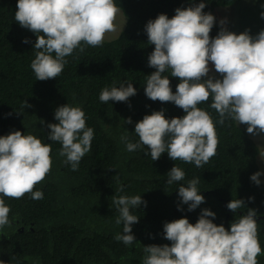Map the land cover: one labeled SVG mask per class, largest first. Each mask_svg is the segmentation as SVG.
Returning <instances> with one entry per match:
<instances>
[{"label":"trees","instance_id":"trees-1","mask_svg":"<svg viewBox=\"0 0 264 264\" xmlns=\"http://www.w3.org/2000/svg\"><path fill=\"white\" fill-rule=\"evenodd\" d=\"M241 0H204V12L233 6ZM201 0H115L126 17L125 28L103 46H84L66 57L67 64L56 79L36 80L31 63L36 34L22 28L14 19L18 0H0V136L13 131L34 135L42 143L52 145V168L45 180L34 190L44 198L34 200L31 194L21 199L3 197L10 206V227L0 230V261L4 264H143L144 246L170 245L164 239V224L186 217L195 224L202 209L216 214L213 222L230 229L234 220L257 210L258 237L264 250V182L257 186L250 177L260 172L259 146L247 133L246 125L225 120L208 102L198 105L216 123L219 144L216 155L203 167L194 163L173 161L167 153L157 161L151 159L146 147L129 152L122 135L138 143L135 124L154 111L165 110V117H183L184 111L172 102L152 101L145 95L147 76L156 69L148 66L154 45L148 44L145 25L160 14L172 18L177 8H187ZM221 26L214 24L210 37L215 38ZM25 38L29 43H23ZM55 54L53 53V56ZM169 76L172 91L180 82ZM132 83L137 90L127 102L102 103V89ZM31 107H22L23 103ZM78 106L86 116V125L94 130L92 150L86 154L77 171L59 156L62 145L48 140L50 123H58L55 110L63 105ZM19 113V114H18ZM131 117L132 123H124ZM43 120L44 123L39 121ZM261 157L259 156V159ZM176 165L185 172V179L167 183V173ZM199 178V194L205 203L193 211L182 204L178 188ZM124 186L122 192L117 189ZM140 195L147 205L132 214L139 222L132 226L136 241L132 245L117 242L123 224L113 196ZM254 197V201L248 198ZM242 199L247 208L233 213L227 204ZM180 206L183 211L178 210ZM209 219H212L209 217ZM264 264V254L257 257Z\"/></svg>","mask_w":264,"mask_h":264},{"label":"clouds","instance_id":"clouds-1","mask_svg":"<svg viewBox=\"0 0 264 264\" xmlns=\"http://www.w3.org/2000/svg\"><path fill=\"white\" fill-rule=\"evenodd\" d=\"M205 7L201 0L190 7L177 8L172 18L160 14L145 25L148 44L154 45L148 66L156 69L147 76L145 95L152 101L172 102L185 115L168 119L163 109L145 115L135 124L138 143L130 142L127 135L121 136L127 151L143 146L153 161L167 153L173 161L203 167L216 155L219 144L217 122L198 107L210 98V107L218 113L219 124L230 119L238 126L246 125L247 133L253 136L264 133V30L255 37L249 30L236 34L224 27L226 20L222 19L218 35L212 38L210 32L216 21L213 14L203 11ZM120 12L115 0H18L15 21L37 37L33 48L37 51L31 63L36 80L56 79L67 64L65 58L74 50L83 52L85 45L103 46L106 34L117 31ZM23 43H29L28 39ZM209 63L222 79L209 76ZM168 70L171 77L180 81L175 93L169 76L163 75ZM126 84V87L121 84L102 89L99 100L127 102L137 90L132 83ZM22 107L31 105L26 100ZM54 118L58 123L47 125L50 129L47 138L62 145L59 156L65 157L64 163L77 171L82 158L92 150L94 130L87 127L85 112L78 106H59ZM124 123L131 124V117ZM51 153V143H42L34 135L17 130L0 136V230L11 226V208L3 197L21 199L31 194L34 200L44 198L43 191L34 189L51 171ZM259 155L264 160V152ZM261 175L258 171L250 179L259 186ZM167 176V183L172 184L183 181L185 172L174 165ZM198 183L199 178H194L178 188L179 198L188 205V211L205 203ZM117 190L122 192L124 186ZM248 199L254 201V197ZM112 202L119 212L115 222L123 224L122 233L114 239L132 245L136 241L132 226L139 222L132 210L146 206L147 202L140 195H114ZM245 207L242 199L227 204L234 214ZM247 209V214L234 220L230 229L216 225L213 222L216 214L207 208L202 209L195 224L186 217L166 222L164 239L171 244L144 246L143 264H258L257 257L264 254L258 237V212Z\"/></svg>","mask_w":264,"mask_h":264},{"label":"rangeland","instance_id":"rangeland-1","mask_svg":"<svg viewBox=\"0 0 264 264\" xmlns=\"http://www.w3.org/2000/svg\"><path fill=\"white\" fill-rule=\"evenodd\" d=\"M264 0H241L233 6L226 8H218L211 13L215 17V24L220 25L222 19L226 20L224 27L231 32L240 34L245 30H249V34L255 37L261 30H264V18H261V12H264ZM126 17L120 12L117 17L116 25L117 31L113 33H107L105 40H113L119 36L121 31L125 28ZM221 26V25H220ZM211 69L209 76H214L216 79H222L219 73L215 72L214 65L209 63ZM207 79V77H205ZM250 137L258 144L259 152H264V133ZM257 158L258 166L262 175L260 176L261 181L264 182V160Z\"/></svg>","mask_w":264,"mask_h":264}]
</instances>
